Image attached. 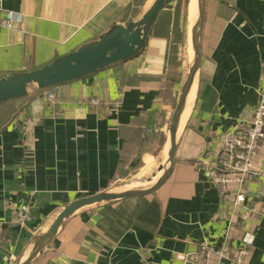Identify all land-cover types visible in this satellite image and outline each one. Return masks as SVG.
Segmentation results:
<instances>
[{"label": "crops", "instance_id": "0c3cea01", "mask_svg": "<svg viewBox=\"0 0 264 264\" xmlns=\"http://www.w3.org/2000/svg\"><path fill=\"white\" fill-rule=\"evenodd\" d=\"M148 3L1 0L15 23L0 29V79L136 21ZM187 3L166 1L135 58L0 104V264H19L64 206L116 190L167 146L184 79ZM51 91L53 104L44 98ZM263 91L264 0H205L195 100L172 173L148 195L78 210L30 264H186L199 247L234 257L245 233L253 241L242 264H264V138L252 159L258 174L241 184L243 217L233 208L239 186L220 195L204 173L223 135L248 126ZM92 97L106 110L92 109ZM208 264L236 263L210 257Z\"/></svg>", "mask_w": 264, "mask_h": 264}, {"label": "water", "instance_id": "95a60500", "mask_svg": "<svg viewBox=\"0 0 264 264\" xmlns=\"http://www.w3.org/2000/svg\"><path fill=\"white\" fill-rule=\"evenodd\" d=\"M167 0H149L148 6L139 19L125 26L113 25L95 41L89 42L72 53H69L40 68L22 72L11 77L0 79V104L20 99L28 94L31 88L38 90L56 87L61 84L80 80L99 70L138 56L144 49L151 27ZM191 0H188V6ZM205 13V0H196V16L190 25V47L193 54L169 123V138L166 149L168 161L163 175L152 185L142 189L109 190L96 195L80 198L64 206L51 228L37 235L28 254L21 258L19 264H30L38 248H44L59 232L63 223L78 210L127 198L148 195L156 191L170 176L175 163V154L181 129L180 115L186 97L197 83L201 63V40Z\"/></svg>", "mask_w": 264, "mask_h": 264}, {"label": "built area", "instance_id": "2783aa9c", "mask_svg": "<svg viewBox=\"0 0 264 264\" xmlns=\"http://www.w3.org/2000/svg\"><path fill=\"white\" fill-rule=\"evenodd\" d=\"M15 23L14 14L4 10L0 0V29H11ZM45 100L49 104L55 102V94L47 92L44 94ZM89 105L94 110H106V105L98 97H92ZM264 138V91L260 95L259 103L252 112L248 126L244 131H229L223 135V141L214 163L204 166V173L207 179L216 187L220 195H224L226 189L231 184H237L238 193L233 202V208L243 217L247 211L245 205L246 192L241 189V184L246 177L258 174L253 168L252 159L255 155L257 143ZM28 211L27 207L23 208ZM253 237L245 233L242 238V247L234 257L230 256L224 249L211 252L206 247H199L185 259L186 264H208L210 257H215L218 262L229 261L242 264Z\"/></svg>", "mask_w": 264, "mask_h": 264}, {"label": "bare ground", "instance_id": "6f19581e", "mask_svg": "<svg viewBox=\"0 0 264 264\" xmlns=\"http://www.w3.org/2000/svg\"><path fill=\"white\" fill-rule=\"evenodd\" d=\"M188 20L189 24L191 25L192 21L195 19L196 16V0H191L190 5L188 6ZM187 36H186V59H185V70L186 72L189 70V67L191 65V61L193 58V54L191 51L190 47V29L188 25V30H187ZM195 93H196V84L194 83L193 86L191 87L184 106L182 113L180 115V122H179V130L183 127V125L186 123V121L189 118V115L191 113V110L193 108L194 100H195ZM183 130V129H182ZM169 138V131H167V141ZM165 145V144H164ZM167 146L164 148V150L159 154L158 157L153 158L150 163H147L143 168L136 173L129 181L130 183L127 186V190H131L133 188H137L138 185H152L159 179V173H162V170L164 169V165L167 161V153H166ZM157 165H160L158 167V173H155L154 170L156 169ZM163 166V167H162ZM161 171V172H160ZM156 174V175H155ZM141 188V187H140ZM58 216V215H57ZM57 217L51 224V226L55 223ZM50 226V228H51ZM49 228V229H50ZM47 227L42 229L41 232H46ZM48 229V230H49ZM43 248H38L34 254V258L42 251Z\"/></svg>", "mask_w": 264, "mask_h": 264}, {"label": "rangeland", "instance_id": "374dc122", "mask_svg": "<svg viewBox=\"0 0 264 264\" xmlns=\"http://www.w3.org/2000/svg\"><path fill=\"white\" fill-rule=\"evenodd\" d=\"M186 1V0H185ZM186 36H187V33H186ZM184 54V65H185V59H186V47L185 49H183V52ZM183 57V55H182ZM186 70H185V67L184 69L182 68V75L185 76L186 75ZM170 123V122H169ZM168 131H169V125H168ZM164 135L167 137V132L164 133ZM152 161V159H145V164L144 166L147 164V163H150ZM167 165H168V161H166L165 165H164V169L162 170V173H159V176L161 177V175H163L165 169L167 168ZM158 167H160V165H157L156 169L154 170L155 173H158ZM163 167V166H162ZM161 172V171H160ZM135 174H131L129 175L128 177H126L125 179L121 180V181H118L116 182V185H115V188H116V191H123V190H127V186L129 183H130V179L134 176ZM156 175V174H155ZM159 177V178H160ZM130 180V181H129ZM149 185H138L137 188H133V189H142V188H145V187H148ZM141 187V188H140ZM131 189V190H133Z\"/></svg>", "mask_w": 264, "mask_h": 264}]
</instances>
